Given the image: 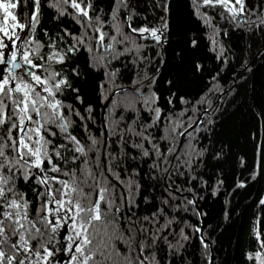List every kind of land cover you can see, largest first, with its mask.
Masks as SVG:
<instances>
[{
  "label": "snow or ice",
  "instance_id": "snow-or-ice-1",
  "mask_svg": "<svg viewBox=\"0 0 264 264\" xmlns=\"http://www.w3.org/2000/svg\"><path fill=\"white\" fill-rule=\"evenodd\" d=\"M0 12V264H218L202 206L223 196L230 221L231 198L264 181V140L249 164L217 132L251 71L245 59L224 87L232 37L264 43V0H0ZM260 225L240 264H264Z\"/></svg>",
  "mask_w": 264,
  "mask_h": 264
},
{
  "label": "trees",
  "instance_id": "trees-1",
  "mask_svg": "<svg viewBox=\"0 0 264 264\" xmlns=\"http://www.w3.org/2000/svg\"><path fill=\"white\" fill-rule=\"evenodd\" d=\"M18 16H23L20 9L14 10ZM0 12V18H2ZM21 22H23L21 20ZM232 44L236 47L232 68L225 75L227 88L232 84V77L240 70L241 63L247 59L251 64V71L245 73L246 82L238 78L240 87L232 96H225L221 101L222 111L217 124L218 138L228 141L232 145L234 153L245 156L249 164L255 159V146L264 140V119L259 118V113L264 110V43L252 44L246 37L239 34L232 37ZM259 49V52L257 51ZM169 64L174 63L171 50L168 54ZM235 70V71H234ZM169 69H161L164 79H167ZM166 87L161 80V88ZM189 90H198L200 83L186 84ZM166 94V93H165ZM256 134V140L252 134ZM264 194V181L247 189L239 190L232 199L231 220L224 221L221 214L223 196L209 197L207 203L202 206L203 211L209 213L206 223L213 224L215 231L212 237L216 239L218 264H240L241 250L247 246L248 233L251 230L257 215L261 218V228H264V213L257 208L259 198ZM99 237L104 234V226L97 225ZM239 239V245L237 240ZM121 247L122 246H118Z\"/></svg>",
  "mask_w": 264,
  "mask_h": 264
},
{
  "label": "rangeland",
  "instance_id": "rangeland-1",
  "mask_svg": "<svg viewBox=\"0 0 264 264\" xmlns=\"http://www.w3.org/2000/svg\"><path fill=\"white\" fill-rule=\"evenodd\" d=\"M264 195V194H263Z\"/></svg>",
  "mask_w": 264,
  "mask_h": 264
}]
</instances>
